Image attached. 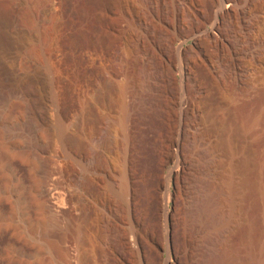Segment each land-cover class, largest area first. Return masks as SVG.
Segmentation results:
<instances>
[{
	"label": "rangeland",
	"instance_id": "374dc122",
	"mask_svg": "<svg viewBox=\"0 0 264 264\" xmlns=\"http://www.w3.org/2000/svg\"><path fill=\"white\" fill-rule=\"evenodd\" d=\"M9 1H11V3L9 2L8 4L9 6L7 4L5 6V0H0V20L4 16L8 17L10 15L9 19H12V33L27 31L28 28L26 29L23 22L22 1L17 0L18 2L16 3H14V0ZM248 4L249 0H240L241 7L237 15L240 19L235 15H231L227 18L219 17L215 19L218 30L214 31V35L217 34V38L219 37V40L223 39L225 43L221 40L222 45L220 46L221 48L219 47V50L222 52L220 51L218 55L219 57L221 56L220 60L222 62L221 64L218 63L219 61L217 59L211 72H213L212 76L215 78V82L223 80V77H225L227 81H222L223 90H226H224V92L223 90L220 91L221 93L219 91H214L212 100L216 106L218 105L217 107L220 106L218 110L222 109L218 111V113L221 114H218V117H220L219 120L222 121L221 119H223L226 124H229L228 127L231 129L232 134H234V139H232L234 142H232L230 146L232 148L230 154L232 152V155L225 154L221 147L218 148V146H216V148L214 144L210 142L207 143L205 141L201 144L203 146L199 145L198 148L201 153L198 149L197 152L199 155L196 154L194 157L196 156L199 163L204 168L206 167V172H199V174H197V183L194 181L193 184V186L195 185V195L193 196L189 195L188 185L186 186L183 178H177L175 175L171 174V172L176 169V164L173 160L172 145H174L178 137L177 132L180 124V122H178L179 112L176 106V93L172 94L169 92L167 88L168 85H166L164 81L161 82L160 89L156 90L155 87H151L145 82L146 77H144V69H142L140 65H143L141 63L143 58H147L148 60H146L149 61V54H146V48L139 49L143 52H139V50L136 52L142 56H136V53L135 55L129 52L130 50L132 52L130 43L131 34L134 31L131 22L132 19H129L130 17H126L123 14L122 16L119 11H115L118 10V0H106V3L102 5L103 7L95 0H76L70 4L69 11L63 14L62 17L58 34L60 43L57 46L58 48H56V52L60 51V59L62 58L63 61L61 59L62 62L60 65L56 64L55 61V63L53 62L56 65H53L55 70L54 72L51 71V74L48 70L49 68H46L47 70L45 67L41 68L36 59L31 56H26L27 54L24 55V52L20 55L18 63L7 64V70L0 74V264H163L165 261H169L170 264H194L193 261L195 257H197L200 249L199 246L195 244L191 245L190 242L192 239L199 238V244L200 241L202 242L204 240V244L207 243L205 247L211 248V250L216 248L214 246H217L218 236H216V234H211L210 236L212 237L210 239H202V237L205 236V234H203L206 232L205 227L202 228L203 225L201 226V223H198V225L200 224V228H198V225H195V229V226H192L193 224L190 225L191 222L190 219L188 220L189 215L187 213L189 205L196 204L199 212H202L203 207L207 204L206 201H210V189L213 187L212 184L215 181L214 173L217 170L215 166L216 162L225 161L227 163V168L230 165L235 164L234 166H237L236 164H238L240 172L237 173L234 178L239 186L241 183L245 182V180L251 183H260L262 181L261 168L258 164H260L259 161L264 149L262 147L257 149L252 145L251 139L246 136L237 117L231 112V104H233L231 101L233 100L226 96V93H232L236 90L239 91L240 88L242 89L244 87L250 90H252V88L258 89L263 97L261 96L262 104H259L262 106H258L259 109H257L259 111L264 109V46L262 44L260 45L259 41L256 43L254 42L252 25H250L252 24V17L250 13L245 10ZM244 5L245 7L243 10L242 7ZM43 6L45 9V4H43ZM7 7L10 8L7 9ZM42 7H38L40 11H43ZM10 9H13L14 14ZM40 11L37 10V12ZM13 16L14 18H11ZM245 19H247V21L249 19V21L247 22ZM262 21H264V17ZM241 25L244 26L242 29H240ZM227 26L230 27V29H227ZM207 27V29L213 30L211 24H208ZM250 29L251 32H249ZM142 32L143 30H141V33ZM230 33L232 37L228 36ZM101 35L102 37L104 36L102 41H100L101 38L99 37ZM249 37L251 39H249ZM246 42L249 43L246 44ZM240 43L244 45L242 46ZM193 44V39H190L186 43V45ZM222 53L224 55H222ZM253 56H257L256 58L261 63L260 69L257 71L259 78L256 82H253V78H251L253 70L252 63L249 61ZM133 59L135 62L137 60L139 64V71L138 68L137 70L132 69L133 66L131 64L133 63L131 61H134ZM138 60L140 62H138ZM126 61L131 66H129L130 71L133 70L131 73L128 69L130 76L127 71V73L124 71V67L127 63ZM162 66L163 65L160 64V70L164 67ZM149 67L148 72L151 76L152 71H157V67ZM33 68H39L40 72L43 74H41L42 79L43 77L46 78L43 79L44 83H46L43 84L40 89H32L33 91L41 90L39 92L34 91L38 97L33 95V91L30 97L40 98L42 103H46V105L43 103L42 106H40L41 104L39 105L40 107L37 106L38 112H41V114L37 113L38 132L43 139H47L49 144H51L44 154L39 149L34 152L29 150L25 151L26 149L22 150L18 148V145L14 142L17 141L15 134L19 132L15 129V119L20 113L18 112L20 110L19 103L22 102L25 97V89L15 84L14 77L24 75L34 70ZM151 68L153 69L152 71ZM1 70L2 67H0V71ZM236 74H238L239 78L236 77ZM131 75H134L133 78L135 77L136 81L133 82ZM231 76L232 78H230ZM151 78L150 81L155 83V79ZM129 79L133 82L130 83V86L133 88H131L132 94L128 96V100L130 104H132L131 107L134 110L133 114L137 113L139 117L149 114L156 117L158 116L160 119L163 118V124L159 123L157 125L159 127L158 130L161 129V137L158 141H153L144 146L134 145L129 153L130 165H127L126 175L128 182L131 183L129 186L132 196L129 202L128 200L126 201V204L125 200L122 201L115 193L119 189L118 185H122L121 183H123L120 172H111L106 169L104 171L105 173L103 172L99 175L85 168L84 156L87 154V150H89V146L87 145L90 143L89 138H91V131L88 128L89 126L84 122L87 118L86 116L89 115L88 113L93 115V108L99 106V95L103 90L101 87H104L110 82L111 84L117 82L116 85L120 83L125 84ZM178 79L179 77H177L175 86L178 84ZM112 81L115 82L113 83ZM236 81L239 82L237 83ZM47 83H50V86L49 84L47 86ZM231 83L234 84V86ZM239 83L241 84L239 85ZM224 84L229 86L225 87ZM235 88L238 89L234 90ZM18 93L22 94V98L18 96ZM111 97L110 102L114 105V108L109 113L104 110L102 111V109V113L99 115L97 111L95 112L96 115L101 117L100 126L102 125L101 129L102 132L104 131L103 134H106V136L104 135L105 141L107 140L108 143V141L111 140L109 144H113L117 138L120 139L119 136L121 132V123L119 122L121 121L119 120L121 118L119 116L120 110L116 105L118 99L116 98V94H113ZM91 100H93V103ZM94 103L96 106L92 105ZM90 106H92L91 109H89ZM95 114L93 116H95ZM39 123H41V125ZM58 125L64 129L63 132L66 131L67 137L70 136V139L68 138L66 140L67 142L61 139L58 140L59 137H56ZM86 126H88V129ZM12 128H14V130ZM10 132L13 134H10ZM194 132L199 133L200 130H195ZM236 135L239 137H236ZM119 139L115 142V153L110 152L108 149L105 150L106 148L99 149L100 151L97 150L101 158H104V161H102L107 162V164L102 162L103 165H106L105 167L110 163V165H114L115 167V161H117L119 166L121 155L117 147L119 146ZM77 145L81 146L79 147ZM84 147L87 148V150H85ZM213 149H215V151ZM220 150L222 152H220ZM111 158L114 160L115 164ZM211 176L214 177L213 180ZM87 178L93 181V183L95 182V186H89L90 190H86L89 189L88 186L85 185L86 181H84ZM166 189L167 191H165ZM96 191L103 199L105 193L107 195L109 194L107 196L109 200L107 202L100 201L99 203L101 198L97 196L98 194ZM166 193H171L168 206L173 210V215L170 216V218L166 217L165 211L163 210L165 204L163 195ZM194 197L195 199H193ZM240 198L239 195L237 202L241 205H246V199L243 197ZM189 199L193 201L190 202ZM203 202H205V206ZM200 203H202L203 206ZM130 205H132L131 218L128 215ZM132 216L133 220L143 222L142 224L148 235L147 237H142L141 250L139 251L135 249L137 246H128L119 237L108 236L107 227H109L108 224L110 223L113 225L116 224L115 226H118L117 228L121 231L119 232L122 235H125V233L128 235L132 225ZM185 221L187 224L184 223ZM183 224L185 226H183ZM187 225L189 226L187 227ZM174 227L176 229H174ZM189 227L190 230L188 229ZM168 228L173 230L172 244L179 252L181 262H173L168 253V246L164 239V233ZM184 229H188L190 232L187 230L189 232L187 233ZM191 230H194V232ZM130 237L132 236L130 235ZM188 237L191 238L188 239ZM186 239L190 241L187 242ZM115 243L116 245H114Z\"/></svg>",
	"mask_w": 264,
	"mask_h": 264
},
{
	"label": "bare ground",
	"instance_id": "6f19581e",
	"mask_svg": "<svg viewBox=\"0 0 264 264\" xmlns=\"http://www.w3.org/2000/svg\"><path fill=\"white\" fill-rule=\"evenodd\" d=\"M14 1L12 2L14 3L18 2L17 0H14ZM21 1L23 5V22L25 24L26 29L28 28L27 31H23L19 33L11 32L12 31V28H11L12 19H9V16H10L9 12H7L9 13L7 14L9 15L8 17L4 16L0 20V67H2L0 74L1 72H4L7 70L8 63H13V64L18 63V60L22 52H24L23 53L24 55L27 54L26 56H31L32 58L36 59L38 64H40L41 68L43 67H45V69L49 68L48 70L51 74L55 70L54 69L55 67L53 68V65H56V64L60 65V63L63 61L62 58H61L62 61L60 59V55H59L60 51L56 52L57 51L56 48H58L57 46L60 43L58 34H59V29L61 27V21H62L63 14L69 11V8L71 6L70 4H72L76 0H41V1L40 0H21ZM95 1L101 7H103L102 5L106 3V0H95ZM9 2L11 3V1L5 0V6L6 4L8 5ZM43 4H45V9H44ZM39 6L41 7L43 6L42 7L43 11H40V9L38 8ZM240 7H241L240 0H118V8H117L118 10H115V11H119L121 15L123 14L126 17H130L129 19H132L131 22H132L134 31L131 30L132 28L130 29L133 32L131 34V43H130L132 52L130 49H129L130 50L129 52L135 54L136 52H138L139 49L146 48L145 49L147 51L146 54L147 53L149 54V58H150L149 61H147L148 59L146 58L148 54L145 56L147 60L144 58L143 59L141 58L142 60L140 59L141 63L143 64L140 66L142 69H144L143 73H144V77H146L145 82L149 84V86L155 87V90H156V89H160L161 87L160 84L161 82L164 81L165 84L168 85L167 88L169 92H171L172 94L176 93L175 94L177 96L176 106L179 112L178 122H180V124H179L178 132H177L178 137L177 139L175 138L176 142L174 143V145H172L173 146L172 154H173V160L176 164V169H174L171 172V174L175 175L177 178H183L186 186L188 185V189H189L188 193H190L189 195H192V196L195 195V190H194L195 185L193 186V184H194V181L196 182L197 174H199V172L200 173L204 172L206 169V167L204 168L199 163L196 156L194 157V155L196 154L199 155V153L197 152V150L199 149L198 148L199 145L203 144L205 141L207 143L210 142L214 144L215 147L216 146H218V148L221 147V149L223 150L225 154L232 155V152L230 154V150H232L230 146L232 145L231 143L234 142L232 140L234 139L233 138L234 134H232L231 129L228 127L229 124H226V122L223 121V119H221L222 121L219 120L220 117L218 116L221 114L218 113V111L222 109L218 110L220 106L217 107L218 105L216 106V104L213 103V100H212L213 92L222 91L223 90L222 81L226 79L225 77H223V80L215 82V78L212 76L213 72H211V69L214 67V64H216L217 59L219 61L218 63L221 64L222 62L220 60L221 56L219 57L218 54H220L219 52L221 50H219V47L222 45L223 39H221L222 40L221 41L219 40L220 39L219 37H218L219 39L217 38L218 36L217 34H216L217 36L214 35V31L218 30V26L216 24L215 19L219 17L227 18V17H230L231 15L237 16L238 13L240 12ZM244 7L245 5L242 7V9ZM8 8L10 7H7V9ZM37 10L40 12H37ZM245 10H247L248 13H250L252 17L251 19L252 24L250 25H252V30L254 34V42L256 43L259 41L260 45L262 44L264 46V21H262V18L264 17V0H249V4L247 6V9ZM11 11H13V9ZM13 14H14V11H13ZM11 18H14V16ZM245 20L247 21V19ZM208 24L212 25L213 30L207 29ZM242 27L244 26L241 25V28L240 27L239 28L242 29ZM227 29H230V27H228ZM141 30H143L142 33L144 34L141 33ZM249 32H251V29ZM102 35L99 36L101 38V40L99 39L100 41L103 40L104 36L102 37ZM228 36H231V33L228 34ZM241 36H238V37H241ZM242 37H245V36L243 35ZM190 39L194 40V44L186 45V43ZM234 39H237V38H234ZM249 39L251 38L249 37ZM239 40L237 41L241 42ZM232 41H235V40H232ZM223 43L225 42L223 41ZM242 43L240 44L243 46L244 44ZM247 43L249 42H246V44ZM139 52H143V51L139 50ZM138 55H141V54H137L136 56ZM222 55L224 54L222 53ZM256 57L253 56L252 59L249 60L251 61L250 63H252L253 73H252L251 78H253V82H256L259 78L257 71H259L260 65H261L260 61ZM54 61L56 62V64H54L55 63ZM131 62L133 63L131 64L133 66L132 69L137 70L138 65H139L137 63V60L136 62L135 60ZM138 62L140 61L138 60ZM160 64L164 66V67L162 66L164 70L163 68L162 70H160L161 69ZM129 66L130 64H128L127 62L124 67L125 72L127 71L129 73L130 67H131ZM149 66L157 67L156 72L152 71L153 67L151 68V71H152L151 76H150V73L148 72ZM33 69L34 70L24 75L20 76L17 74L18 76L14 77L15 84L25 89V93H24L25 97L23 101L19 103L20 110L18 112L20 113L18 117L15 119L16 120L15 125L17 127V128L15 127V129H17L19 132H17L16 134L14 133L16 135L15 137H17V141H14V140L13 141L18 145L17 147L22 150L26 149L25 151L29 150V151L34 152L35 150L39 149L44 154V152H46L51 145L49 144L47 139H43L38 132L37 113L41 114V112H38L37 106H39L40 104H41L40 106H42L44 102L42 103L41 99L37 98L38 96L34 92V91L39 92L41 90L33 91L32 89L33 88L40 89L41 86L46 83V82L44 83V80H43L46 78L43 77L42 79L41 77L42 73L40 72L39 68H36V69L33 68ZM149 70H150V67H149ZM132 71L130 72L132 73ZM138 71H139V68H138ZM134 75H131L132 78ZM129 76H130V73H129ZM177 77H179L178 79L179 81H178L177 86H175L177 83L176 82ZM236 77L239 78L238 74H236ZM150 78L155 79V83H152L150 81ZM230 78H232V76ZM135 79L136 78L134 77L133 82L136 81ZM133 82H131L129 79V81L125 82V84H122V83L118 84L119 86L116 85L117 82H115V84H111L110 82V83H107L104 87H101L103 90L101 89L102 92L99 95L100 96L99 106L95 107L96 109L93 108L94 113L92 112L93 115L95 114L96 111H97V114L99 115L102 113L103 110L109 113L114 108L113 107L114 105H112L110 102V98H112L111 96L113 94L114 95L116 94V98L118 99L116 105L118 106L120 110L119 116L121 117L119 119L121 120L119 121L121 123L120 124L121 132L119 136L120 139L117 138V140L115 141L117 142L119 139V142H118L119 146H117L121 154L120 160H119L120 161L119 166L117 164V161H115L116 162L115 167L114 165H110L111 163L108 164L107 167H105L106 165H103V163L107 164V162L106 161L103 162L104 158H101V155L97 151L102 148L103 149L106 148L105 150L108 149L112 153H115L116 151L115 142L113 144H109V141L111 140H109L107 143V140L105 141L104 139V135L106 136V134H103L104 131L102 132V129H101L102 125L100 126L101 117L96 114L95 116L90 115V113L87 112L90 116L87 114L89 117L86 116L87 118L85 119V122H84L86 125L89 126V127L86 126V128L88 127L89 130L91 131V135H90L91 138H89L90 140L88 139L91 145L90 143L89 145H87L89 146V150H87V148L84 147L85 150L88 151L87 152L84 150L85 152H87V154H85L84 156L85 168L88 171H93L94 173H97L99 175L102 174L106 169L107 171H111V172H116V171L120 172L122 175L123 183L120 182L122 185H118L119 189L115 193L122 201L125 200V202L127 200L129 202L132 196L131 191H130V186H129V184L131 183L128 182L127 175H126L127 165L129 164V156H130L129 153L131 149H133L132 147L134 145L144 146L153 141H158L159 138L161 137V129L158 130L159 127L157 125L159 123L163 124V118L160 119L158 118V116L156 117L154 115L149 114L143 117H139L137 116V113L133 114L134 110L131 107L132 104H130L128 100V96L132 94L131 93L132 87L130 86L131 85L130 83H133ZM234 82H235V79H234ZM48 84L50 86V83H47L46 85L48 86ZM240 84L241 83H239V85ZM224 85L225 87L229 86L227 84H224ZM232 85L234 86V84ZM238 88H235L234 90ZM32 91L34 93L33 95L37 96L36 98L35 97L30 98L32 95ZM19 94L21 93H18V96H21L22 98V94L21 95ZM261 94L262 93H260L258 89L252 88V90H250L249 88H246V87L242 89L240 88L239 91L236 90L235 92H232V93H226V96L230 97V99L233 100L231 101L233 102V104H231V112L237 117V120L241 124L246 136L249 139H251L252 145H254L257 149L258 148L260 149L261 147L264 149V109L260 111L258 110L259 109L258 106H262V105H259L262 102L261 98L263 97ZM91 101L93 103V100ZM44 104L46 105V103ZM92 105H95V103ZM91 107L92 106H90L89 109H91ZM39 124L41 125V123ZM58 126L59 127L56 133L57 135L56 137L57 138L59 137L58 140L61 139L62 141H66L70 136L68 135L69 137H67L66 136L67 133H65L66 131L63 132L64 129L60 125ZM12 129L14 130V128ZM193 130L194 131L200 130V132L195 133ZM6 134H7V131H6ZM10 134H13V133L10 132ZM236 137H239V136L236 135ZM213 150L215 151V149ZM198 151L200 152V149ZM220 152L222 151L220 150ZM218 153H219V150H218ZM111 156L114 157L113 155ZM115 162L113 160L114 164ZM259 163L260 164H258V166L260 165V168H261V175H262L261 180L262 181L258 180L261 182L251 183L248 180H245V182L241 183L240 186L239 184L235 182V178H234V176L240 172V167H238V164H236L237 166H234L235 164L231 163L233 165L228 166V168H227V163L225 161H217L216 165L214 164L217 170L216 171L214 170L215 171L214 173L215 181L213 184L211 183L213 187L210 189V194H211V197L209 198L210 201L208 202L206 201L207 203L206 206H205V202H203L205 207H203L202 212H199V209H197L196 204L189 205L187 208L188 210L187 213L189 215L188 220L190 219V222H191L190 225L193 224L192 226H195V225L197 226L198 223H201V226L203 225L202 228L205 227L206 232L203 233L205 234V236L202 237V239L203 238L210 239L212 237L210 236L211 234L213 235L216 234V236H218V242H217V246H214L216 248L212 247L215 250L213 249L211 250V248L209 249L205 247L207 243L204 244L205 242L204 240L202 242L200 241V244H199V240H198L199 238L192 239V241L190 242L191 245L195 244L199 246V249H200V250L198 249L199 253L197 254V257H195V259L193 257L194 264H264V150H263V154L261 156ZM214 177H212V180ZM107 180H110V179H107ZM84 181H86L85 185L88 186V188L89 186L93 187L95 183V182L93 183V181H91L89 178L85 179ZM167 189L165 191H167ZM86 190H90V188ZM108 195L105 193V196L103 195L104 196V199H103V197H100V195L98 194L97 196L101 198L99 200V203L100 201L107 202L109 200L107 197ZM239 195L241 198L243 197L244 199H246V205H241L237 202ZM163 198L165 202L164 208H163V210L165 211L164 213L167 218H170V216L173 215V210L169 208L168 206V201H170L171 193L164 194ZM193 199H195V197ZM191 201L193 200H190V202ZM131 206L132 205H130L129 209L127 208L129 210L128 215L130 216V218H131V213H132ZM115 211H116V208H115ZM131 222H132V225H131L130 231L128 232L129 233L128 235L126 233L125 235H122L120 233L121 231L117 228L118 226L117 227L115 226L116 224L115 225L111 223L108 224L109 225V227H107L108 236L109 237H119L128 246H134V247L137 246L135 249L136 250L138 249L139 251L141 250V245H142V240H143L142 237H147L148 235L144 229L142 221L133 220V216H132ZM184 223L187 224L186 221ZM183 226L185 225L183 224ZM188 226L189 225H187V227ZM196 226H195V229H196ZM199 226L200 224L198 225V228H200ZM174 229L176 228L174 227ZM188 229L190 230V227ZM187 230L184 229V231H187ZM194 230L193 231L191 230V231L194 232ZM188 231L187 233L190 232ZM172 233H173V230H171V228H168L164 233V239L168 246V250H169L168 253L170 255L171 260H173V262L175 263H178V261L181 262V257L179 255V252L174 248V245L172 244ZM130 235L132 237H130ZM189 238L191 237H188V239ZM214 239H217V238H214ZM114 245H116V243ZM193 254H194V250H193ZM163 264H170V263L169 261H165L163 262Z\"/></svg>",
	"mask_w": 264,
	"mask_h": 264
}]
</instances>
